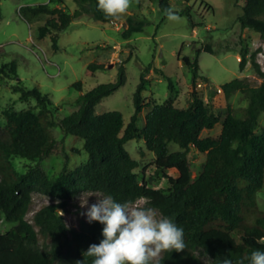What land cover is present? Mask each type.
<instances>
[{
  "label": "trees",
  "instance_id": "obj_1",
  "mask_svg": "<svg viewBox=\"0 0 264 264\" xmlns=\"http://www.w3.org/2000/svg\"><path fill=\"white\" fill-rule=\"evenodd\" d=\"M76 2L79 7L73 13L46 3L24 5L20 12L29 22L39 16L46 17L38 26L37 39L50 36L56 50L60 33L74 19L92 14L102 22L110 21L98 10L97 0ZM159 8L169 9V0H160ZM126 22L127 27L121 33L125 39L143 31L146 24L132 15ZM238 22L243 30L252 29L264 40V0H245ZM202 51L213 52L206 44L196 49L194 60L183 57L192 72L193 89L188 105L177 106L172 98L162 104L152 103L142 127L138 122L145 107L143 92L149 83L148 69L142 72L136 86L135 110L126 126L119 111L95 112V106L103 98L125 83L123 65L119 66L116 81L100 83L81 94L75 100L76 110L59 121L54 117L49 95L38 87H12L20 94V101L35 103L26 109L9 107L3 112L0 226L3 220L13 226L7 232L0 231V264H92L93 258L84 253L90 245L101 242L103 225L82 221L79 229L71 228L60 213L68 200L87 191L111 195L119 203H135L143 198L148 206L183 228L184 251L163 253L158 264H201L199 253L210 257L212 264H223L226 258L232 264H250L252 251H264V211L257 204V194L264 191V129L256 133L259 116L264 112V72L255 60V53L251 54V66L263 79L261 84L253 86L245 79L235 78L221 87L227 99L237 91L245 94L248 102L241 112L243 117H238L239 112L228 106L218 137H201L203 130H211L221 121L195 89L204 79L199 74L198 62ZM247 54L246 48L239 52L240 70L249 62ZM103 67L88 64L91 71ZM0 75L21 82L14 61L2 63ZM73 86L81 90L82 83L77 81ZM54 127H59L65 135L81 138L88 158L73 170L65 165L52 178L39 162L55 146L51 132ZM132 139H143L153 152L155 173L164 175L170 185L167 189L139 179L136 171L139 163L125 148ZM171 142L178 144L179 149L170 151ZM192 148L205 154L196 176H192L189 161ZM13 157L37 163L21 173L15 168ZM167 169H174L176 175H167ZM141 171L143 174L144 169ZM33 193L46 195L54 202L36 210L30 222L26 216ZM39 234L50 240L44 248L39 246Z\"/></svg>",
  "mask_w": 264,
  "mask_h": 264
},
{
  "label": "rangeland",
  "instance_id": "obj_2",
  "mask_svg": "<svg viewBox=\"0 0 264 264\" xmlns=\"http://www.w3.org/2000/svg\"><path fill=\"white\" fill-rule=\"evenodd\" d=\"M42 3L70 13L79 7L76 0H0V65L14 61L18 79L21 80L18 83L17 79L0 75V127L5 124L4 110L9 107L16 110L26 109L33 107L35 103L33 100L20 101V94L13 91V86L38 87L41 92L49 95L53 103L54 117L59 121L76 110L75 100L81 94L100 83L116 81L120 65L124 67L125 83L113 94L103 98L95 106V112L100 114L119 111L126 126L134 114L133 94L136 86L140 82L142 72L148 69L149 83L143 92L145 107L138 122L142 127L152 103L162 104L172 98L177 106L188 105L193 89L192 72L184 63L183 57L194 60L196 49L209 44L213 52L202 51L198 56L199 74L204 79L201 80V87L195 89L221 119L213 129L203 130L201 137L216 138L220 134L227 107L238 111V117L241 118V112L248 101L242 92H234L227 99L223 93L215 90L235 78L245 79L253 86L260 85L263 80L253 70L250 57L255 53V60L264 72V40L252 29L243 30L238 22L245 0H169V8L176 10L182 18L179 22L167 19L165 11L159 8L160 0H132V5L127 11L128 16L144 20L146 24L143 31L135 32L125 39L121 33L127 27L126 19L117 20L121 27L116 29L110 21L102 22L92 14H84L74 19L68 28L60 33L56 50L52 46L50 36L37 39L38 26L46 17L39 16L29 22L20 12L24 5ZM242 48L248 50L249 62L240 70L239 52ZM90 63L104 67L91 71L88 69ZM77 81L82 83L81 90L73 86ZM169 81L172 88L168 87ZM206 84L211 86V89ZM263 129L264 112L259 116L256 133ZM51 132L56 140L55 146L39 165L49 177L55 178L65 165L69 170H73L84 163L88 154L81 138L65 135L59 127L51 128ZM125 148L139 163L136 171L140 180H145L153 187L167 189L170 186L163 174L155 173V156L146 147L143 139H132L125 144ZM178 149V144H169L170 151ZM189 161L192 176H196L205 161V154L192 148ZM36 163L13 157V164L21 173ZM165 173L176 175L174 169H167ZM99 194L101 193L87 191L68 200L65 210L60 212L69 227L79 229L82 221L87 222L83 213L96 203V196ZM86 201L87 205L82 207L81 204ZM51 202H54L52 198L33 193L26 219L31 222L35 211ZM135 203L150 207L145 203V199ZM257 204L258 209L264 211V191L257 194ZM12 226L13 224L3 220L0 231L7 232ZM38 237L39 246L42 248L49 244V239H44L41 234ZM199 255L201 264H212L210 257L201 253Z\"/></svg>",
  "mask_w": 264,
  "mask_h": 264
},
{
  "label": "clouds",
  "instance_id": "obj_3",
  "mask_svg": "<svg viewBox=\"0 0 264 264\" xmlns=\"http://www.w3.org/2000/svg\"><path fill=\"white\" fill-rule=\"evenodd\" d=\"M131 5L132 0H97L98 10L116 29L121 27L117 20L126 16ZM165 14L171 22L182 19L171 8ZM198 83L202 85L201 80ZM215 91L223 93L220 87ZM96 198V203L83 213L88 223L103 225L101 242L90 245L84 253L93 258L92 264H158L163 253H179L186 248L183 228L156 209L131 201L119 203L103 193ZM86 205L87 201L81 204ZM248 259L250 264H264V251H252ZM223 264H232V261L226 258Z\"/></svg>",
  "mask_w": 264,
  "mask_h": 264
},
{
  "label": "water",
  "instance_id": "obj_4",
  "mask_svg": "<svg viewBox=\"0 0 264 264\" xmlns=\"http://www.w3.org/2000/svg\"><path fill=\"white\" fill-rule=\"evenodd\" d=\"M128 17V13L126 14V16L123 19H126ZM111 66V65H110Z\"/></svg>",
  "mask_w": 264,
  "mask_h": 264
},
{
  "label": "built area",
  "instance_id": "obj_5",
  "mask_svg": "<svg viewBox=\"0 0 264 264\" xmlns=\"http://www.w3.org/2000/svg\"><path fill=\"white\" fill-rule=\"evenodd\" d=\"M197 86H198V87H200V86H201V84H200V83H198V84H197Z\"/></svg>",
  "mask_w": 264,
  "mask_h": 264
}]
</instances>
